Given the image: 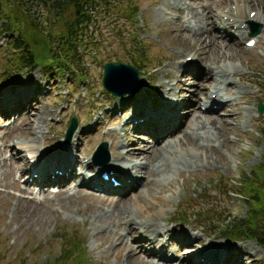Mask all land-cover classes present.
Segmentation results:
<instances>
[{
  "label": "rangeland",
  "instance_id": "rangeland-1",
  "mask_svg": "<svg viewBox=\"0 0 264 264\" xmlns=\"http://www.w3.org/2000/svg\"><path fill=\"white\" fill-rule=\"evenodd\" d=\"M200 2L214 3L213 0ZM223 2V5L212 4L213 13L228 10L229 3ZM106 3L110 5L107 4L96 17L97 31L93 32L96 46L84 51L81 60L83 65L80 66L79 73L65 72V75H62L53 66L46 69L19 67L16 65L17 55H13L12 46L8 42L9 37L14 35L0 32V141L2 137L7 139L6 146L0 149V264L131 262L126 256L127 250L123 251L119 258L116 257L119 243L116 237L123 229V226L118 225V219L124 220L127 214L123 213L126 209L116 213L113 209L115 207L109 205V202H100L106 197L111 198L113 202L124 199L125 207L138 217L140 213L136 214L134 210L139 208L140 203L135 199L140 197L142 205L152 201L155 203L152 204L153 210L163 212L165 218L158 221L160 224L170 219V224L182 226L191 234V226H195L204 241L201 248L210 250L204 256L207 263L217 262L216 253L225 246L228 254L221 264H242L240 259H245L246 252L251 247L255 249L256 260L253 264H264V254L255 241L225 242L216 239L220 236L216 227L222 218L229 216L226 220L229 226L233 227L235 221L243 220L251 211L249 201L244 199L248 193L243 184L249 179H255L256 174L264 171V110L262 113L258 111V103L264 107V22L253 24V30L259 32L258 37H254L258 39L256 46L247 48L242 40L239 42L240 46L234 44V49L228 50L225 48L227 40L222 38L223 32L217 33V23L206 26L205 20L200 19L201 22L197 17L194 18L188 10L190 8L186 7L192 3L190 1L177 0L175 3L174 0H107ZM1 6L6 12L10 9L5 3ZM231 6L234 7L235 4ZM261 8L250 5L245 14L251 10L250 15L253 17ZM134 9L135 15L132 18ZM118 11L120 14L116 13ZM35 14L36 18L46 16L45 10L39 5L36 6ZM0 16L4 14L0 13ZM4 19L0 18V30ZM22 24L25 30L26 23L22 21ZM212 28L214 29L211 30ZM187 30L202 35L194 38L191 37L193 33L190 34ZM214 34H217L218 38ZM28 37L34 38L35 35L31 31ZM212 42L217 47L210 52ZM196 47L204 56H220L215 63L219 67L230 71L237 68L238 74L229 76V79L239 82L252 98L246 104L241 101L238 111L242 113V117L233 123L234 131L226 132L224 126L217 123L215 128L204 130L206 137L202 140V145L192 149L190 146L182 148L171 142L193 130V125H188L193 113L189 116L186 108L196 106L194 100L197 95L203 105L207 89L210 94L213 88L206 82L205 87L200 89L206 92L199 91L198 94L196 91L199 87L196 78L197 65L203 70L197 56L194 57L196 64L191 65L194 67L193 71L177 67V62L189 65L193 63L187 59L193 56V48ZM110 59L134 66L139 64L141 83L131 86L132 92L126 89L121 94L116 92L119 95L114 96L103 88V65ZM36 61L40 60L36 58ZM171 71L180 76V81L168 76ZM127 81L128 74L121 73L113 83V90L121 89ZM164 83L171 87L172 92L178 93L176 100L182 99L177 103V107L173 104L174 108H168L169 105L161 104V100H169L172 97L164 91ZM221 91L223 96L228 98L224 87ZM9 95L15 96V103L7 100ZM32 98L37 99L31 104ZM11 104L18 105V108L10 106ZM196 109L195 115H199L202 121L205 117L221 116L224 113L221 108L215 111L217 114H211L198 105ZM160 111L166 118L160 119L159 115H153ZM29 113L32 126L30 134L22 130L21 125V117H29ZM40 116L42 118L32 120ZM72 118L77 120L78 127L67 144L75 148L69 152H72L75 161H81L80 168L95 165L92 156L104 143L106 154L103 162L112 164L113 160L115 161L113 156L120 151L119 155L122 154V159L129 165V162L146 160L142 155L134 158L128 156L126 151L135 144L140 148L150 147L147 150L156 145V150H160L165 143L170 142L166 149L169 151L168 156L161 150L156 151L154 155H164L162 165L158 167L162 172L151 166L152 169L146 177V167H140L139 172L149 183L145 187L141 184L128 188L125 193L123 188L118 194L104 195L83 184L81 178L89 182L92 179L82 174L77 181L68 178L61 186L50 187L49 191L35 194L36 186L23 185V176L27 173L29 160L25 156L24 160L14 161L13 155L19 151L12 148V145L18 143L24 146L25 143L22 142L32 140L31 142L35 141L34 143L43 150H55L65 144L64 133ZM134 120L141 122L134 124ZM152 127H155L156 131L149 133ZM174 128L177 131L172 132V135L167 134L163 142L151 143L155 141L157 134L161 135L162 131L166 133V130ZM40 130L42 133H38ZM199 131L202 130H197L196 133ZM221 134L226 135L225 140L219 138ZM117 139H122L127 145L119 147ZM171 162L176 165L175 170H171ZM155 163L154 161L152 164ZM74 167L76 171L79 170L77 164H74ZM15 182L28 192L22 193L23 190L14 186ZM59 188L65 190V193L58 197L56 192ZM138 191L140 196H136ZM45 197L51 200L43 202ZM119 207L121 205L117 206ZM260 220L259 227L263 236L264 216H261ZM135 236L136 234L129 233L125 242ZM78 243L82 247L79 253H75V245ZM69 247L71 249L68 253L61 256V250ZM236 252L239 253L237 256ZM190 253L191 251L186 252L185 246H182L176 256L189 257ZM73 256L75 259L70 260ZM148 258L150 264H172L170 260ZM194 261L198 262L197 259Z\"/></svg>",
  "mask_w": 264,
  "mask_h": 264
},
{
  "label": "bare ground",
  "instance_id": "bare-ground-1",
  "mask_svg": "<svg viewBox=\"0 0 264 264\" xmlns=\"http://www.w3.org/2000/svg\"><path fill=\"white\" fill-rule=\"evenodd\" d=\"M176 1L177 0H174L175 3ZM187 1L192 2L191 4H187L186 7L187 9L190 8L188 10L193 14L194 18L197 17L196 19H198L199 21H201L200 19H202V21L205 20L206 26H209V24L212 25L214 22L217 23V25L220 27L219 31L217 30V33L218 32L225 33V37H222V38L227 40V44L225 45V48L228 50L234 49V44L237 46H240L239 42L241 43L242 40H244V44H246L249 40L253 39V37L251 36L248 37V35L250 34L249 32L250 24L253 25L256 22H261V23L264 22V12H263L264 0H234V1L232 0H213L214 3L206 2V4L201 3L200 2L201 0H187ZM223 1H226L229 3L230 7L228 8V10H222L219 12L215 11V13H213L214 8L212 4L223 5V3H225ZM230 3L235 4V6L232 7ZM250 5H257L259 8L260 7L262 8L259 9L253 15V17H251L250 16L251 10L247 14H245V11L249 8ZM213 29L214 28H212L211 30ZM187 31L190 34L193 33V31H190V30H187ZM201 35L202 34L198 35L196 33H193L191 34V37L199 38ZM214 36L218 38L217 34H214ZM216 47H217L216 44L212 42L211 48L209 51L212 52ZM193 50L195 51L193 53V56L188 55L190 56V60L194 58L195 56H197L199 59L198 62H200L203 66V70H202V68L200 69L199 65H197L200 70V74H198L197 75L198 77H196L199 79L198 80L199 87L196 89V91H198V94H199V91H202L201 93L206 92V91L200 90L203 87H205L206 82L209 83L210 86H213L210 94L207 93L208 92V89H207L203 105H201V100L198 97V95L196 99L194 100V104L197 103L196 106L198 105L199 108L201 107L205 108V110H207L211 114H214L215 111L217 110V109L212 108L214 107L212 105L215 104L218 106V109L221 108L222 110H224V113L221 116L213 115V116L205 117V120L202 121L201 120L202 118H200L199 115H197V117L195 115V113H197L196 106L193 105L192 107L186 109L189 116L193 113L188 122V125L192 124L194 128L190 132L184 133L185 135H182L181 137H179L178 139L174 140L171 143H174V145H178L182 148L185 146H190L192 149H194L198 145H202L201 142L204 139V137H206L204 130L215 128V125L217 123L220 125H223L226 132L234 131L233 123L237 119L242 117V113L238 111L241 101H243V103L246 104V103H249L252 98L250 95H247L248 92H246V90L242 88L239 82L233 79H229V76L238 74L237 68L233 71H230V70L224 69V67L222 66L219 67L215 63L220 56L218 55L209 56L207 54L206 56H204V53L202 51H199L197 47L193 48ZM231 56H232V52H230L229 57ZM184 64L185 62H182V63L177 62V67L178 68L180 67L188 68L189 66H191L189 64H185V65ZM224 71L227 73H225ZM184 72H188V71H184ZM168 76H171V79L180 81V76H178V74H176L174 71H171ZM221 78H223L222 81H221ZM163 86H166L164 91L166 93L171 94L172 97L169 100H166V99L161 100V104L163 103V104L169 105L168 108H174L173 104H175L174 106L177 107V103H179V101L176 100L178 99L176 95L178 93L175 94L174 92H172L171 87L168 86L166 83H164ZM222 87H224L225 90L227 91L228 98H225L223 96L222 91L220 92ZM36 99L37 98L30 99V101L32 100L31 104L34 103ZM7 100L13 103L16 102V98L14 95L7 96ZM10 106L14 108H18V105L11 104ZM37 111L38 110H36V112ZM35 114L37 115V113ZM154 114L159 115L160 119L166 118V115H164L162 111L156 112ZM31 115H34V114H31ZM37 118H42V117L41 116L35 117L32 120L35 121ZM30 121H31L30 113H29V117H23V119L21 117V125H23L22 130H25V132H29V134L31 133L30 128L32 127L30 124ZM197 130H202V131H199L198 133H196ZM155 131H156V128L152 127L149 129L148 132L154 133ZM176 131H177L176 128L166 130V133L162 131L161 135L157 134L154 137L155 141L151 143L158 144L160 141L163 142V140L166 139L167 134H171L172 132H176ZM38 133H42V131L40 130ZM225 136L226 135L221 134L219 138L222 140H225ZM31 141L32 140L28 142H24L25 143L24 146L22 145L20 146L19 144H15V146L21 149V151L26 152L27 155H30L32 161L36 160L37 161L36 165L41 172H44L45 169H47V167L49 168L51 166L53 167V170L56 168H59L61 170H71V169L74 170L73 173L69 172L68 175H65V172H64L62 177L58 176L55 180L49 183L44 180H41L40 183L39 181H37L36 184L39 190L45 192L49 190L50 186H58V185L61 186L62 184H64V182L67 181L68 178H72L71 179L72 181H77L79 179V176H76L75 174L74 164H77L78 166H80L81 161H75V159L71 157H63L62 154L66 155V150H68V148L64 147L65 145L59 146L61 147V151L55 152L53 150H43L39 147V145H36L34 143L35 141L34 142H31ZM116 143L121 148L127 145V143L124 142L122 139H117ZM169 146H170V142L165 143V145L163 146V149H160L161 151H165L167 153V156H168L169 151H167L166 149ZM151 147L152 148L150 150H147L150 147L145 149L143 147L140 148L139 145L135 144L133 147L129 148V150L126 151L129 157L134 158L139 155H142L146 159L145 162H137V161L129 162V165L126 164L124 160L122 159V154L119 155L120 151L116 152V155L113 157L115 161L113 160V163L109 165V168L111 169L115 168L117 170V173H119L120 178L122 179V184H124V187L128 186L129 188H133L141 184L145 187L149 183L147 182L148 179L147 178L143 179L141 173L139 172L140 167H146V170L144 169V173L146 177L148 176V172L150 171V169H152L151 166H154L157 171L161 170L158 167L162 165V162L164 160L163 159L164 155L161 154L160 157H154L155 152L160 151V150H156L157 148L156 145H153ZM17 158L24 160L23 152L16 153L13 155L14 161L18 162ZM94 161L97 162V159H95ZM154 161L156 162L155 165L152 164ZM93 166L97 168L96 165H93ZM170 168L171 170H175L176 165L171 162ZM41 177H43V175ZM132 180H134V182ZM29 181L30 182H27L26 184H34L31 178L29 179ZM81 182L89 187H95L94 184L90 185L84 182L83 178H81ZM14 186L16 188L19 187L17 182L14 183ZM19 188L23 190L21 191L22 193L28 192V190L25 188H22V187H19ZM111 188L112 187H109V189ZM110 192H118V191L110 190ZM63 193H65V190L61 188H59L56 192L58 197L62 195ZM139 193L140 192L138 191L136 196ZM47 200H51V199L46 198V197L43 198V202H47ZM135 200L137 201V203H140V205H139V208L135 209L134 211L136 214L140 213V217H138L135 214H132L125 207L126 202L124 199H117L115 202H113L111 198L106 197L100 201L101 203L109 202L110 203L109 205H113L115 207L113 209L116 211V213H120L126 209L125 213H123V214H127L124 216V220L122 221V218L118 219V225L120 227L123 226V229L121 230V232L117 233L116 240L119 243L116 248L118 251V255L116 257L119 258L121 256V253L127 250L125 251L126 256L131 259V262H126V263L123 262V264H150L151 261L148 257L158 258L161 261H165L167 259L172 260L175 258L176 259L175 262H177V264H195L196 262L193 261V258H190L188 256L183 257L181 255L180 256H176V255L180 251L181 246L186 244L185 240H188V242H190L189 238H191L192 236H193L192 240L194 243L193 244L191 243V245L189 246L191 249H194L199 244H201L202 242L198 239L197 235L191 234L189 231L185 230L184 227H180L178 225L169 226V224L168 225L160 224L158 221L163 220L165 217L161 210L158 212L153 210L154 205L152 204H155L154 202L151 201L148 204L144 203L142 205L143 202L140 199V197H137ZM118 205H121V207L117 208ZM165 222H169V220L166 219ZM192 228H195V226H192ZM104 231L106 232V230ZM129 233L136 234V236L134 238H130L127 242H125V238L129 236ZM100 234L103 235L102 231H100ZM174 242H177L178 247L175 246ZM208 250L209 249L204 248L198 251V253H200V256H201L204 252ZM246 253L247 255L245 259L242 258L240 259L241 261L239 262H242V264H244L243 262H247V260L249 259L254 260V261L256 260V258L254 257V254H255L254 247H251L250 250H248ZM225 254H227L226 249H225ZM217 256L220 261L224 260L225 258V255L222 251H219V253L217 252ZM200 264H203V263L200 262ZM213 264H217V263L215 262Z\"/></svg>",
  "mask_w": 264,
  "mask_h": 264
},
{
  "label": "trees",
  "instance_id": "trees-1",
  "mask_svg": "<svg viewBox=\"0 0 264 264\" xmlns=\"http://www.w3.org/2000/svg\"><path fill=\"white\" fill-rule=\"evenodd\" d=\"M46 1L47 4L43 9L46 10L47 15L37 19L32 15L33 8L35 4H43L41 0H0V8L3 3L10 8L12 17L11 19L7 18L6 21L16 25L11 29L7 28V31L17 34L14 39H11L12 50L19 51L15 54L17 55L16 65L28 68L36 67V65H40L42 68L53 66L54 69L65 75L66 71H73L80 64L81 57L86 49L96 46V40L93 37V29L96 31L97 25L96 17L107 4L104 0ZM22 21L26 23L25 30ZM31 31L35 37L29 39L28 34ZM36 58L40 61H36ZM246 182L244 186H246L247 196L252 204L250 206L251 211L258 216V213L262 214L264 206V171L259 172L258 175L256 174L255 179L252 178ZM253 214L251 213L250 217L248 215L249 219L242 220V222L244 221V224L250 227L248 237L257 239L263 246L264 236H258L251 228L252 226L257 227L255 222L257 218L253 219ZM232 236L238 237L235 234ZM81 247L79 243L76 244L75 253H79ZM70 249L71 247L62 249L61 256L66 255ZM73 259H75V256L70 258V260ZM42 264L47 263L42 262ZM49 264H57V262Z\"/></svg>",
  "mask_w": 264,
  "mask_h": 264
},
{
  "label": "water",
  "instance_id": "water-1",
  "mask_svg": "<svg viewBox=\"0 0 264 264\" xmlns=\"http://www.w3.org/2000/svg\"><path fill=\"white\" fill-rule=\"evenodd\" d=\"M126 69H129V70H126ZM122 70L134 72V69H132L131 67H129L127 65H120V64H117V63H108V64H106L104 66V76H103V84H104V86L106 88L110 89L109 87H110L111 81L112 80L115 81L116 80L115 76H118L119 73ZM110 78H111V80H110ZM74 127H75V123L73 122L71 127H70L71 128L70 132L72 131V129H74Z\"/></svg>",
  "mask_w": 264,
  "mask_h": 264
}]
</instances>
